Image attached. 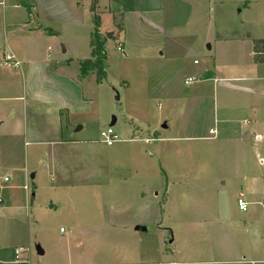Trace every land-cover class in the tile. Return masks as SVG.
<instances>
[{
    "label": "rangeland",
    "instance_id": "374dc122",
    "mask_svg": "<svg viewBox=\"0 0 264 264\" xmlns=\"http://www.w3.org/2000/svg\"><path fill=\"white\" fill-rule=\"evenodd\" d=\"M104 4L82 10L78 41L39 47L48 69L73 58L79 72L100 16L105 78H75L68 100L82 92L91 110L63 118V138L81 150L25 131L28 95L3 58L11 25L0 23V247L29 246L30 264H264V60L252 48L264 40V0H163L124 17ZM113 119L118 140L107 146L100 132ZM153 127L170 139L146 140Z\"/></svg>",
    "mask_w": 264,
    "mask_h": 264
},
{
    "label": "crops",
    "instance_id": "0c3cea01",
    "mask_svg": "<svg viewBox=\"0 0 264 264\" xmlns=\"http://www.w3.org/2000/svg\"><path fill=\"white\" fill-rule=\"evenodd\" d=\"M99 1L101 0H29V2L25 0H0V14L2 19V22L0 23L4 25V27L11 25L10 29L12 28L10 31V29L7 30L6 27L3 32L5 39L4 42L8 51V53L3 55V58L5 55L12 56L14 58L13 60L16 61L21 58L22 67L18 61L19 66L17 69H20L22 73L23 92L28 95V101L24 103L23 107L27 122L25 131H27L31 138L36 139L37 143H46L49 146L70 145V147H75L77 150L83 148L81 147L82 145H78L84 143L83 141L67 139V136L63 138L62 128L64 119L68 118L69 115L90 112L91 110L90 103L88 102L89 99H85L82 92L81 95L77 96L75 101L74 98H72V101H69L67 96L68 92L70 90L73 91L74 87L78 88L75 78H79V82L81 83L82 80L85 79V76L81 75L80 68L77 73L70 70V62L73 58H69L65 63L61 62L58 64L55 62L53 67L48 69L47 58H49V52L48 56L45 57V55L40 53L39 47H42L41 43L50 41L49 38L55 39L58 38L59 35L60 37L62 36V38L67 36L70 39L78 41L76 39L75 29L84 26L82 10L88 7L91 3L92 11V9H95ZM104 1V11H109V13L116 12L117 14L122 13L123 17L127 13H135L138 15L143 12H157L162 8L163 4V0ZM94 2L95 4H93ZM29 12L31 13L30 15ZM32 13L35 14V18L41 23L36 22L32 17L30 18ZM27 23H29L28 27H26ZM48 25H58V27L63 26L62 28L66 27L69 29L66 32H63V30H59L57 27L55 32H51V28ZM120 32L125 38V31ZM81 36L83 39H87L85 34H82ZM69 42L71 43V41ZM84 42L86 44L85 40ZM122 42L123 41H121V44ZM24 44H26L25 46L27 48L25 51ZM79 44L80 43L78 42V44L75 43L70 47L64 44L62 52L68 53L69 48L71 53H74L77 51L76 46ZM50 49L53 50L52 48ZM56 61H58V59ZM9 68L13 70L16 69L12 67ZM74 74L75 76L72 77ZM210 78L208 77L206 80H210ZM47 87L52 88L53 93H56L55 99L49 100L45 97L43 92ZM62 109L65 111H62ZM99 115L100 113H97V116ZM29 121H33V124L35 125H40V128L31 132L30 127L27 126ZM114 121L116 120L113 119V123ZM111 125L112 124L110 123L109 127H111ZM81 127L82 126H79L78 129ZM162 127L166 129L165 125ZM169 139L170 138L166 135H162L158 132L156 127H153L150 138H146V140H153L155 142L167 141ZM33 176L34 174L31 175V177ZM31 196H34L33 192L31 193ZM134 229L143 230L144 228L135 226ZM35 247L37 254L43 253L38 245ZM37 247H39V249H37ZM16 248L18 247L13 248V252L9 249V254L7 255L3 251L4 248L0 247V264H20V262L15 260L14 249ZM243 262L244 261L238 260L219 264H244ZM196 263L218 264L212 261H200Z\"/></svg>",
    "mask_w": 264,
    "mask_h": 264
},
{
    "label": "trees",
    "instance_id": "16d2710c",
    "mask_svg": "<svg viewBox=\"0 0 264 264\" xmlns=\"http://www.w3.org/2000/svg\"><path fill=\"white\" fill-rule=\"evenodd\" d=\"M121 15V14H119ZM118 15V16H119ZM93 29L90 34L89 45L91 47L90 58L79 60L80 73L82 76H86L89 73L95 75L97 82H101L105 78L104 71V61H105V52H104V43L105 39L100 32V18L95 15L92 17ZM253 52L255 56L260 57V60L263 61L260 55L264 54V40L257 42L253 45Z\"/></svg>",
    "mask_w": 264,
    "mask_h": 264
},
{
    "label": "built area",
    "instance_id": "2783aa9c",
    "mask_svg": "<svg viewBox=\"0 0 264 264\" xmlns=\"http://www.w3.org/2000/svg\"><path fill=\"white\" fill-rule=\"evenodd\" d=\"M119 49L122 50V47L119 46ZM13 59L14 58L12 56L9 55L4 56L5 62H7L10 67L17 68L19 66V63L18 61ZM193 63L196 64L197 61L194 60ZM194 82H196V78L193 76L186 77L184 79L185 85H190L193 84ZM209 132L211 133L213 132V130L210 129ZM100 137H101V141L107 146L112 145L114 142L118 140L117 134L114 132L112 127H107L106 129L102 130L100 132ZM8 180H9L8 177L6 176L3 177V181H8ZM24 188H26V186H24ZM237 204L239 210L244 211L246 209V203L243 200L239 199ZM60 231H62V228H60ZM29 252H30L29 246H21L14 249L15 260L20 262V264H30L29 256H28Z\"/></svg>",
    "mask_w": 264,
    "mask_h": 264
},
{
    "label": "water",
    "instance_id": "95a60500",
    "mask_svg": "<svg viewBox=\"0 0 264 264\" xmlns=\"http://www.w3.org/2000/svg\"><path fill=\"white\" fill-rule=\"evenodd\" d=\"M111 124H113V121L111 122ZM37 249H39V247H37Z\"/></svg>",
    "mask_w": 264,
    "mask_h": 264
}]
</instances>
